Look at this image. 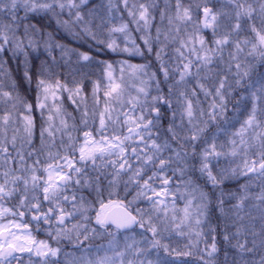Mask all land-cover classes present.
Wrapping results in <instances>:
<instances>
[{"label":"snow or ice","instance_id":"obj_1","mask_svg":"<svg viewBox=\"0 0 264 264\" xmlns=\"http://www.w3.org/2000/svg\"><path fill=\"white\" fill-rule=\"evenodd\" d=\"M0 264H264V0H0Z\"/></svg>","mask_w":264,"mask_h":264},{"label":"trees","instance_id":"obj_2","mask_svg":"<svg viewBox=\"0 0 264 264\" xmlns=\"http://www.w3.org/2000/svg\"><path fill=\"white\" fill-rule=\"evenodd\" d=\"M214 2H215V0H214ZM218 6H219V5L217 4V7H218ZM33 22H37V21L34 20ZM39 22H40L41 24H43V25L49 26V30H52V29L55 27L54 23H51V22L48 21V20L39 21ZM206 35H207V37H209V38L211 37V33H210V32L206 33ZM59 36H60V38L62 39V41H63L64 43H66V44H68V45H70V46H76V41L74 40V38H73L72 36L67 35V34H65V33H59ZM84 47L86 48V46H84ZM99 58H101V59H117V57H114V56H111V55H109V56H104L103 54H101V56H100ZM133 62H140V61L135 60V61H133ZM12 68H13V70H14V74H15V75H18L17 73H15V68H16V66H15L14 64L12 65ZM24 87L26 88L27 85H24ZM32 96H33V102H34V93L32 94ZM65 103H66V105L68 106V110L71 111V110H72L71 102H70V101H67V98H66V97H65ZM36 115H37V119H38V118H39V113H37ZM229 187H235V185H234V184H229ZM38 238H41V239L45 238V237H44V234H43V233H40ZM65 250L68 251L69 249H65Z\"/></svg>","mask_w":264,"mask_h":264}]
</instances>
